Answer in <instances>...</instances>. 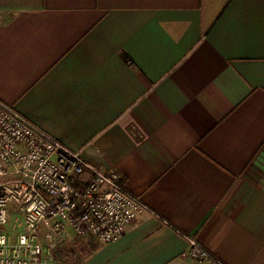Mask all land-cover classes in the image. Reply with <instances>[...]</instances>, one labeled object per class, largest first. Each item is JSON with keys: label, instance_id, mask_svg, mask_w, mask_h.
<instances>
[{"label": "crops", "instance_id": "crops-1", "mask_svg": "<svg viewBox=\"0 0 264 264\" xmlns=\"http://www.w3.org/2000/svg\"><path fill=\"white\" fill-rule=\"evenodd\" d=\"M0 100L147 207L81 264H264V0H0Z\"/></svg>", "mask_w": 264, "mask_h": 264}, {"label": "built area", "instance_id": "built-area-1", "mask_svg": "<svg viewBox=\"0 0 264 264\" xmlns=\"http://www.w3.org/2000/svg\"><path fill=\"white\" fill-rule=\"evenodd\" d=\"M11 210L21 217L20 231L14 224L10 230ZM145 210L115 169L96 168L0 100V264H56L66 242H113ZM186 240V256L222 264L194 238Z\"/></svg>", "mask_w": 264, "mask_h": 264}, {"label": "rangeland", "instance_id": "rangeland-1", "mask_svg": "<svg viewBox=\"0 0 264 264\" xmlns=\"http://www.w3.org/2000/svg\"><path fill=\"white\" fill-rule=\"evenodd\" d=\"M83 239L85 238H74L66 242L58 252L56 264H81L80 261L89 251L86 245L87 241ZM93 244L97 245L99 243L93 241ZM89 245H91V243H89Z\"/></svg>", "mask_w": 264, "mask_h": 264}]
</instances>
